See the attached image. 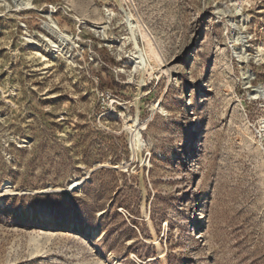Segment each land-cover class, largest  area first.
<instances>
[{
  "label": "rangeland",
  "instance_id": "374dc122",
  "mask_svg": "<svg viewBox=\"0 0 264 264\" xmlns=\"http://www.w3.org/2000/svg\"><path fill=\"white\" fill-rule=\"evenodd\" d=\"M256 88L264 0H0V264H264Z\"/></svg>",
  "mask_w": 264,
  "mask_h": 264
},
{
  "label": "bare ground",
  "instance_id": "6f19581e",
  "mask_svg": "<svg viewBox=\"0 0 264 264\" xmlns=\"http://www.w3.org/2000/svg\"><path fill=\"white\" fill-rule=\"evenodd\" d=\"M128 18H130L129 19V24H130V27H131L132 36H133L134 40H136L137 28H139V24L138 23H134L132 21V18L131 17H128ZM45 25L47 27H49L48 26L49 24L48 25L45 24ZM52 27H54V29L58 30L57 25L52 24ZM52 27H51V29L54 32V29ZM62 39H63V37H62ZM138 52L139 53L132 58V62L134 63L135 68L138 69V70H144V69H146L148 66L151 65V60L155 61V60H157V58L159 56L158 53L156 52V50L150 44V41L147 42V46L145 48L139 49ZM255 96L256 97L259 96V97L264 98V91L261 90L260 88H256V90H255ZM134 123H135V121H134ZM138 136H139V134L136 133L135 134V140L136 141H138ZM7 190H8V188H5V191L4 192L7 193ZM3 200H4V195L3 194H0V202H3Z\"/></svg>",
  "mask_w": 264,
  "mask_h": 264
},
{
  "label": "built area",
  "instance_id": "2783aa9c",
  "mask_svg": "<svg viewBox=\"0 0 264 264\" xmlns=\"http://www.w3.org/2000/svg\"><path fill=\"white\" fill-rule=\"evenodd\" d=\"M102 94H104V93H102Z\"/></svg>",
  "mask_w": 264,
  "mask_h": 264
}]
</instances>
